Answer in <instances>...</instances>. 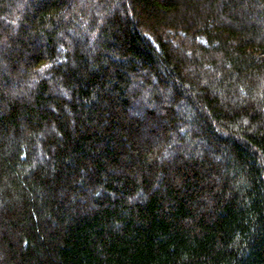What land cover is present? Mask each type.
Instances as JSON below:
<instances>
[{"label": "trees", "instance_id": "16d2710c", "mask_svg": "<svg viewBox=\"0 0 264 264\" xmlns=\"http://www.w3.org/2000/svg\"><path fill=\"white\" fill-rule=\"evenodd\" d=\"M0 264H264V0H0Z\"/></svg>", "mask_w": 264, "mask_h": 264}]
</instances>
